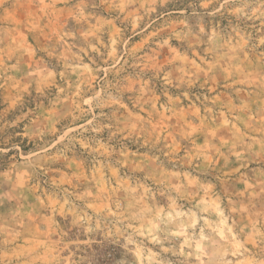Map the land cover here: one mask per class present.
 Listing matches in <instances>:
<instances>
[{"label":"rangeland","instance_id":"374dc122","mask_svg":"<svg viewBox=\"0 0 264 264\" xmlns=\"http://www.w3.org/2000/svg\"><path fill=\"white\" fill-rule=\"evenodd\" d=\"M0 264H264V0H0Z\"/></svg>","mask_w":264,"mask_h":264}]
</instances>
